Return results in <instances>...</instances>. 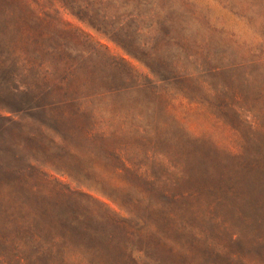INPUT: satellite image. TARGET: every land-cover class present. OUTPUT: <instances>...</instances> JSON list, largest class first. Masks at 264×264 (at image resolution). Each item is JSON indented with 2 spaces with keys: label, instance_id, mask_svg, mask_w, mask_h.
<instances>
[{
  "label": "rangeland",
  "instance_id": "1",
  "mask_svg": "<svg viewBox=\"0 0 264 264\" xmlns=\"http://www.w3.org/2000/svg\"><path fill=\"white\" fill-rule=\"evenodd\" d=\"M9 103L0 264H264V0H0Z\"/></svg>",
  "mask_w": 264,
  "mask_h": 264
},
{
  "label": "trees",
  "instance_id": "2",
  "mask_svg": "<svg viewBox=\"0 0 264 264\" xmlns=\"http://www.w3.org/2000/svg\"><path fill=\"white\" fill-rule=\"evenodd\" d=\"M120 46H122V48L128 54H130V55H132L134 57H137L132 52L128 51V49H126L123 45L120 44ZM13 88L19 89L18 87H15V86ZM24 91L25 92H22V93H25V95L27 93H29L28 92L29 90H27V91L24 90ZM10 102H13V101H10ZM14 104H16V103H9V105H5V106H2V107L0 106V120L1 119L2 120L5 119L4 121H6V122H4V124H2L1 128L6 127L7 126V123H9V122L16 123V121H19L20 118L22 117L20 114H25L26 115V112H29L32 109V107H25L24 105H14ZM2 111H9V112H12L15 115L13 117H7L6 115L1 114ZM16 117H19V118L16 119ZM18 144L19 145H22V143L19 142V141H18ZM14 157L17 158L18 155L15 154ZM30 165H33V164L30 163ZM69 176H71L72 178H74L72 174H69ZM67 223H69V221H67V222L66 221H62V224H63L64 228H67L68 227L67 226ZM69 227H71V226H69ZM61 236H62V234L58 235V239L61 238ZM75 236L78 237L79 239H82V240L84 239L83 233L80 234V235H75ZM55 239H57V237L56 238L54 237V240ZM90 239L93 240V237L91 236ZM54 245H47L45 243V247L48 250L45 251V252H43L42 254H40L41 257H43L45 264H61L60 257H62V260L64 262H66V263H70V259H72L75 263L78 262V261H81V259L82 260H86L87 259L86 255L84 253H82L81 251H77L78 256L81 255V259L74 257V251L73 250H68V251L61 250L59 252L58 251H55ZM60 254H61V256H60ZM137 259H139V258H137Z\"/></svg>",
  "mask_w": 264,
  "mask_h": 264
}]
</instances>
